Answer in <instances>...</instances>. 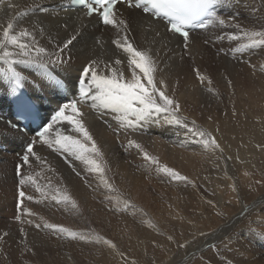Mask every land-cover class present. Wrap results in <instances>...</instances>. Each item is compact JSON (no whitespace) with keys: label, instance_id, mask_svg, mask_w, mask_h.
<instances>
[{"label":"bare ground","instance_id":"obj_1","mask_svg":"<svg viewBox=\"0 0 264 264\" xmlns=\"http://www.w3.org/2000/svg\"><path fill=\"white\" fill-rule=\"evenodd\" d=\"M69 2L12 0L16 7L0 6V26L14 20L17 31L24 28L32 31L39 46L48 53L54 51L55 43L62 44L79 30L77 40L63 54L66 61L71 58V69L65 70L67 64L49 66V70L64 76L73 87L77 69L89 59L101 58L113 63L122 59L124 63L119 67L129 76L126 57L111 43L117 38V30L103 26L96 18H83ZM220 5L218 13L224 18L234 16L233 23L264 28V0H220ZM120 7L123 18L130 21L132 43L141 49L150 47L156 56L163 69L158 75L167 81L169 94L179 101L180 114L188 118L190 127L194 120L197 127L210 132L223 151L205 149L187 129L163 123L164 114L153 117L159 123L148 122L135 130L122 129L117 135L119 122L113 113L93 111L88 106L90 100L82 103L86 126L104 153L111 169L107 176L115 191L103 187L99 178L90 174L80 161L68 156L70 166L65 160L67 154L37 144L34 150L46 164L30 158L31 168L25 166L22 172L38 173L35 178L41 185H47L43 176L56 160L58 176L54 180L78 202L79 210L65 209L53 200L39 198L40 193L30 184H25L23 189L33 199L25 197L23 203L27 209L34 206L36 212L41 209L39 204H43L41 215L44 212L50 223L62 225L78 236L71 239L63 234L54 235L43 227L37 229L35 224L43 225L46 218L40 220L41 216L36 214L30 218L34 221L29 236L18 238L20 243L16 247L13 246L16 237L2 241L5 243L0 248L2 264H174L178 258L183 259L179 264H264V71H261L264 48L237 53L234 57L232 49L238 42L217 40L221 30L209 28L192 33L190 46L185 50L182 42L166 32L162 22H152L149 27L147 16ZM20 12L27 15L15 21ZM195 66L211 79V85L200 84L194 76ZM14 67L23 74L22 83L35 98L41 103L46 98L52 104L57 103L58 92L51 80L41 77L40 68L24 64ZM5 73L6 66L0 63L1 209L16 208L19 197L15 185L18 188L19 178L15 166L20 162L17 155L22 154L25 144L34 137L6 122L11 118L9 90L13 84ZM207 87L215 94L207 91ZM63 125L61 131L76 135L71 126ZM128 139L142 144L150 155L159 158L161 165L175 169L187 181H173L158 173L136 149L127 147ZM13 197L15 202L11 201ZM210 200L219 206V218L225 217L226 226L213 214ZM126 205L130 206L125 210ZM244 218L250 219L246 226L226 231L230 224L237 225ZM216 225L219 227L209 235L212 239L217 237L213 240L216 249L205 252L210 262L195 260L211 242L202 232ZM97 236L112 240L116 249L96 243ZM6 258H9L7 262L3 260Z\"/></svg>","mask_w":264,"mask_h":264},{"label":"snow or ice","instance_id":"obj_2","mask_svg":"<svg viewBox=\"0 0 264 264\" xmlns=\"http://www.w3.org/2000/svg\"><path fill=\"white\" fill-rule=\"evenodd\" d=\"M70 3L77 6L83 18H96L98 23L111 26L117 30V38L113 39L111 43L115 45L122 56L126 57L127 69L130 75L125 76L123 68L119 67L124 63L122 59H115L114 63L106 62L101 58L89 59L77 69L78 76L75 79L74 87H77L78 97L59 105L48 122L42 123L32 130L34 137L24 146L19 157L20 162L15 166V175L19 178L18 186L20 189L17 202L18 214L15 216V220L21 223H23L21 212L27 216L36 215L30 209H23L22 207L26 196L22 190L25 184L33 186L35 191L39 192L44 199L50 198L57 205H63L65 209L71 207L74 210H79L78 202L66 188L62 189L58 186L53 189L50 180L47 185H41L35 178L39 175L38 173L25 175L22 172L25 166L31 168L32 161L30 158H34L35 161L41 164H46V161L34 150L37 144L47 145L54 152L67 154L65 160L70 166L71 161H68V156L80 161L90 174H95L99 178L103 187L110 192L115 191L107 176L111 169L108 167L103 151L86 126L85 114L80 107L82 103H87L89 100L91 103L88 106L93 111L110 112L115 115L119 122V128L115 130L117 135L122 129L135 130L148 122L159 123L158 119L153 121V117L164 114L163 123L187 129L196 138V142L205 149L211 148L223 151L210 132L197 127L194 120L191 121L190 127L188 118L180 114L181 105L179 101L174 95L169 94L167 81L158 75L163 69L160 67L152 49L150 47L141 49L132 43L129 35L130 21L123 18L120 6L128 10H138L143 16H147L149 27L152 22H162L165 25L166 32L182 42L185 50L190 46L192 30H208L209 28L221 30V34L216 36L217 40L238 42L232 49L234 57L237 53L264 48V28H247L239 23H233L235 21L234 16L224 18L217 11V8L221 6L220 0H70ZM4 5L9 9L16 7L12 0H0V6ZM26 15L27 12L18 13L15 21ZM228 28L234 30L224 31ZM43 31L41 28L40 33L43 34ZM78 35H80L79 30H76L75 34L62 44L55 43L54 51L48 53L44 47L39 46L36 35L32 31L27 28L17 31L14 20H9L6 26H0V63L6 66L5 77L11 79L13 84L9 91L14 98L17 121H34L39 119V113L34 105L21 94L20 89L24 86L22 83L23 74L17 71L14 65L36 66L42 70V78L52 80L57 87H60L62 82L53 76L49 66L67 64L65 70L71 69L69 63L71 58L69 57L66 61L63 54L66 49H69L70 45L74 44ZM156 35H159V32ZM99 43L97 41V44ZM194 71L200 84L211 85V79L201 73L199 69H194ZM261 71H264V67L261 68ZM228 83L231 86L230 80ZM206 90L215 94L211 87H207ZM8 123L11 127H16L15 122L8 121ZM63 124L71 126V131L76 135H68L61 131L58 125ZM127 147L136 149L145 161L155 166L158 173L169 177L173 181H187L188 178L182 176L175 169L166 164L161 165L159 158L150 155L143 145L136 140L128 139ZM257 147L261 146L257 145ZM48 170L54 171L50 167ZM73 170L75 171V169ZM244 174L248 175L247 172ZM233 191H235V187H233ZM26 198L28 200L33 199L32 196ZM129 206L126 205L125 210ZM28 223L32 224L33 221L28 220ZM35 227L37 229L43 227L54 235L63 234L71 239H77L78 236L77 233L58 224L44 222L41 225L36 223ZM20 231L24 234L23 228ZM7 235L8 233L4 232L0 235V240ZM79 238L84 239L83 235H80ZM95 242L103 243L111 249L117 247L112 240L100 236L96 237ZM28 250L31 251V249Z\"/></svg>","mask_w":264,"mask_h":264},{"label":"rangeland","instance_id":"obj_3","mask_svg":"<svg viewBox=\"0 0 264 264\" xmlns=\"http://www.w3.org/2000/svg\"><path fill=\"white\" fill-rule=\"evenodd\" d=\"M206 42V41H205ZM209 50V49H208ZM194 69H199L200 71H201V69L198 67V66H195L194 68H193V71H194ZM195 72V71H194ZM194 76H195V78H196V75L194 74ZM197 79V78H196ZM198 80V79H197ZM1 148V147H0ZM20 156L19 155H17V158H19ZM56 162V163H55ZM56 164V165H55ZM53 166V167H52ZM52 166H51V169H54V171H49V173L47 174V173H45L44 175L46 176V178H45V176H43V180H44V182H47V183H49V180L48 179H50V181H51V184H52V187H53V189L55 188V187H60V185H57L56 184V181L54 180L58 175H57V166H58V162L56 161V160H53V164H52ZM11 170L13 171L14 169L13 168H11ZM53 174V175H52ZM49 175V176H48ZM51 176V177H50ZM54 176V177H53ZM48 178V179H47ZM220 177H218L217 179H219ZM46 179V180H45ZM54 180V181H53ZM253 181V180H252ZM252 181H250V182H252ZM62 188V187H61ZM18 189H19V186H18ZM63 189V188H62ZM15 190L17 191V184L15 185ZM33 194V193H32ZM38 196V195H37ZM204 196L205 197H209V195L207 194V193H205L204 192ZM39 198H42V199H44L43 197H41V195H39L38 196ZM50 199V198H49ZM44 200H47V199H44ZM11 201H16V199L13 197L12 199H11ZM50 201H52L51 199H50ZM210 202V207H211V209H212V211H213V214H215V215H217L218 216V219H219V222H220V224H222L223 226H226L225 225V217H224V219H222L223 218V216H221V218H219L220 217V215L218 214V212H219V206H217V204L216 203H214V202H212L211 200L209 201ZM240 203H242L241 201H239ZM39 206L41 207V209L39 210V209H37V212H36V210H33V207L32 206H28V209L30 208V210H31V212H34L35 214H38L37 216H41L42 218H46V219H44V221L46 220V222L47 221H49L48 223H50L51 222V219H49L46 215H45V213L43 212V214L46 216H44V215H41L42 213H41V210H43V204H39ZM0 207H1V203H0ZM22 207H23V209H27V207H26V205H24V203H23V205H22ZM26 207V208H25ZM12 208V209H11ZM11 208H4L3 209V207H2V209L0 208V228L1 229H4V230H1L0 231V235H2L4 232H7L8 233V235L6 236V237H4L2 240H0V248L2 247V246H4L5 245V243H3L2 241H5V242H9V240H10V237H12V238H14V239H16L17 238V241H14L13 242V244H15V245H13L14 247H16L19 243H18V238H22V239H24L25 237H26V235L28 234V232L29 231H31L32 230V225L31 224H28V220L30 219V218H32V216L31 217H29V216H25L24 217V214H23V212H21L20 214H22L21 215V219H23L22 221H24L23 223H21V222H17L16 220H15V216L18 214L17 213V205H16V208H14V207H11ZM10 211H9V210ZM15 209V210H14ZM36 209V208H35ZM2 210V211H1ZM4 211L6 212V213H4ZM12 211H14V212H12ZM9 212V213H8ZM38 212H40V213H38ZM236 213V212H235ZM4 214V215H3ZM227 217H228V215H227ZM25 218L27 219L28 218V220H25ZM229 218V217H228ZM234 219H237V218H234ZM248 218H244V219H242L241 221H239L238 222V224L236 225H229L227 228H226V231H228V229H234V227L236 226L237 228H240V227H242L244 224V226H246L247 225V222L246 221H249L250 219H248ZM30 220H32V219H30ZM41 220V219H40ZM224 222H222V221ZM237 220H239V219H237ZM32 221H34V220H32ZM242 221H245V222H242ZM25 222H27V223H25ZM17 223H19V224H17ZM11 225V226H10ZM26 225V226H25ZM28 225H29V227H28ZM239 225V226H238ZM5 226H6V228H5ZM219 227V225H216L215 227H212L210 230H208V231H204V232H202V234L204 235V237H206L207 236V238H205V239H208V240H211V242L209 241L208 243H207V248L205 249V250H203V253H201V252H199V256L197 255L196 256V258H195V260L196 259H199L200 258V260H203V261H207V262H210V260H206L207 258H206V256H205V252H206V250L207 249H216L215 248V243H213V240H217L216 238V236H214V238L212 239V238H210V232L211 231H215V229L216 228H218ZM11 228V229H10ZM13 228V229H12ZM21 228H27L26 230L24 229V234H26V235H24V234H22L21 233V231H20V229ZM9 229V230H8ZM29 230V231H28ZM4 231V232H3ZM225 231V232H226ZM13 232V233H12ZM14 232H16V233H14ZM2 233V234H1ZM12 233V234H11ZM20 234H22V236L20 235ZM207 234V235H206ZM20 237H19V236ZM25 236V237H24ZM29 236V234L27 235V237ZM16 237V238H15ZM189 242H192V240H188ZM218 242V244L220 243L219 241H217ZM3 243V244H2ZM17 243V244H16ZM190 244V243H189ZM217 244V243H216ZM221 244V243H220ZM217 246V245H216ZM15 249V248H14ZM203 249V248H202ZM216 254H217V252H216ZM175 255H177V253H175ZM202 255V256H201ZM184 257L186 256V253L183 255ZM7 259H9V258H6V259H3L4 261H6ZM19 259H21V258H19ZM183 259L182 258H178L177 260H176V262L174 263V264H179L181 261H182ZM2 260H0V263L2 264V262H1ZM8 261V260H7ZM6 261V262H7ZM206 262V263H207Z\"/></svg>","mask_w":264,"mask_h":264}]
</instances>
